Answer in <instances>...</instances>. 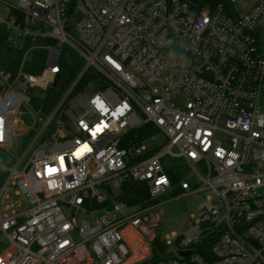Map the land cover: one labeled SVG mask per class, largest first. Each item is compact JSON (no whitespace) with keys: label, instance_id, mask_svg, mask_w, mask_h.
Here are the masks:
<instances>
[{"label":"built area","instance_id":"2783aa9c","mask_svg":"<svg viewBox=\"0 0 264 264\" xmlns=\"http://www.w3.org/2000/svg\"><path fill=\"white\" fill-rule=\"evenodd\" d=\"M0 2L9 42H28L0 71V264H264V0ZM146 124L158 132L128 140ZM129 182L149 200L120 199ZM177 187L203 199L163 238L152 200Z\"/></svg>","mask_w":264,"mask_h":264},{"label":"trees","instance_id":"16d2710c","mask_svg":"<svg viewBox=\"0 0 264 264\" xmlns=\"http://www.w3.org/2000/svg\"><path fill=\"white\" fill-rule=\"evenodd\" d=\"M9 31L5 26H0V71H9L16 72L21 64L24 53L26 51L27 45L20 48L14 47L8 40ZM47 58V51L43 49H35L32 51L30 58L26 62L25 70L31 74H40L44 68L45 62ZM83 65V61L75 52L70 51L69 57L65 58L64 67L69 77L74 76L78 70ZM97 87H94L96 89ZM157 129L151 125L146 124L143 127L134 130L129 133L128 140L132 142H141L149 135L157 133ZM151 154V152L144 154L143 156H147ZM167 167V166H166ZM172 174L175 182L182 177V173H185L186 170L182 169L181 166L174 165L169 169ZM6 178V172L0 170V186L4 182ZM180 190L178 187L173 192V196L179 195ZM149 191L146 185L141 183L129 182L124 186L123 192L120 196V199L126 201L129 204L140 203L149 200ZM159 199V198H158ZM158 199L152 200V202H156ZM208 248V245H207ZM166 247L162 241V239L158 236L154 241L153 247V257L152 262L159 260L162 257Z\"/></svg>","mask_w":264,"mask_h":264},{"label":"rangeland","instance_id":"374dc122","mask_svg":"<svg viewBox=\"0 0 264 264\" xmlns=\"http://www.w3.org/2000/svg\"><path fill=\"white\" fill-rule=\"evenodd\" d=\"M7 1L17 2L18 0ZM8 12V7L3 2H0V16L7 18ZM23 121L25 125H30L32 123V119L26 115L23 116ZM164 143V135L158 133L155 138L146 140L144 145L147 150H152L162 147ZM174 150H176V148ZM0 155H3V153L0 152ZM24 164L25 162L20 168H22ZM202 199L203 194H192L178 197L166 195L160 197L157 202L161 201V204L153 209V215L160 220L157 227L158 234L164 238L173 232L181 233L185 228L186 222H188L191 216L196 212ZM24 207H29V204L25 203ZM8 244V241L0 235V252L3 251Z\"/></svg>","mask_w":264,"mask_h":264},{"label":"snow or ice","instance_id":"6c2138e0","mask_svg":"<svg viewBox=\"0 0 264 264\" xmlns=\"http://www.w3.org/2000/svg\"><path fill=\"white\" fill-rule=\"evenodd\" d=\"M101 131H102L101 128L96 129V130L92 133L93 137H95V135H96L97 132H101ZM83 147L86 148V150H88V146H87V145H84ZM79 151H80V150H79ZM79 151H78V152H79ZM78 152H77V153H78ZM77 153H76V155H77ZM79 155H80V154H79ZM218 155H219V154H218Z\"/></svg>","mask_w":264,"mask_h":264},{"label":"clouds","instance_id":"9594fccd","mask_svg":"<svg viewBox=\"0 0 264 264\" xmlns=\"http://www.w3.org/2000/svg\"><path fill=\"white\" fill-rule=\"evenodd\" d=\"M0 125H2V120H0ZM98 129V128H97ZM86 148H81L80 151L77 153V155H79L81 152L85 151ZM52 171H55L54 169H49V172L51 173Z\"/></svg>","mask_w":264,"mask_h":264},{"label":"water","instance_id":"95a60500","mask_svg":"<svg viewBox=\"0 0 264 264\" xmlns=\"http://www.w3.org/2000/svg\"><path fill=\"white\" fill-rule=\"evenodd\" d=\"M190 251L181 252L182 255H187Z\"/></svg>","mask_w":264,"mask_h":264}]
</instances>
